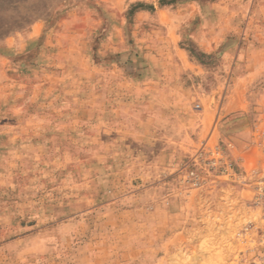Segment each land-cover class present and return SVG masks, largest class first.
<instances>
[{"label":"rangeland","instance_id":"1","mask_svg":"<svg viewBox=\"0 0 264 264\" xmlns=\"http://www.w3.org/2000/svg\"><path fill=\"white\" fill-rule=\"evenodd\" d=\"M262 177L264 0H0V264H258Z\"/></svg>","mask_w":264,"mask_h":264},{"label":"built area","instance_id":"2","mask_svg":"<svg viewBox=\"0 0 264 264\" xmlns=\"http://www.w3.org/2000/svg\"><path fill=\"white\" fill-rule=\"evenodd\" d=\"M225 160L226 158L224 156L220 158V163H223L225 171H232V164H230L229 162H225ZM213 164L216 167L218 165V162L215 160ZM190 177L192 178V180H194L195 185H200L199 177L195 172H191ZM252 207L256 214V218L255 221L250 223V227L246 230L252 229V231H254V233L256 234L258 241L257 261L258 264H264V177H262L256 184Z\"/></svg>","mask_w":264,"mask_h":264}]
</instances>
